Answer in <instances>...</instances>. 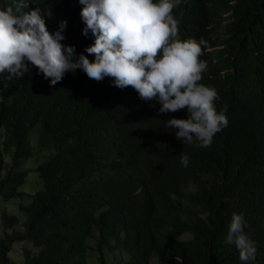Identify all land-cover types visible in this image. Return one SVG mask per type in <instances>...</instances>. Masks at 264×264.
<instances>
[{"label": "trees", "instance_id": "obj_1", "mask_svg": "<svg viewBox=\"0 0 264 264\" xmlns=\"http://www.w3.org/2000/svg\"><path fill=\"white\" fill-rule=\"evenodd\" d=\"M32 3L73 59L94 60L79 0ZM172 15L181 39L205 41L199 83L217 91L218 112L228 106V126L196 147L166 127L187 109L160 113L159 100L112 78L77 69L50 86L30 63L20 79L0 76V201L17 199L22 213L0 209V264H264V0H180ZM36 153L42 161L27 167ZM31 170L34 193L20 189ZM233 213L256 249L248 262L225 242ZM16 243L27 245L20 262Z\"/></svg>", "mask_w": 264, "mask_h": 264}, {"label": "clouds", "instance_id": "obj_2", "mask_svg": "<svg viewBox=\"0 0 264 264\" xmlns=\"http://www.w3.org/2000/svg\"><path fill=\"white\" fill-rule=\"evenodd\" d=\"M179 2L79 0L83 34L87 36L90 31L94 37L84 50L94 56L89 61L84 54L73 59L74 46L61 43V31H48L45 17L50 12L32 7V0H10L0 8V76L9 82L20 79L29 72L30 63L49 79L50 86L77 69L97 82L112 78L115 87L131 86L144 101L159 100L160 113L174 115L187 109L186 119L170 118L166 127L175 129V138L184 144L210 147L215 134L228 126V106L218 112L217 91L199 83L208 67L200 59L206 45L203 39H181L179 22L172 15ZM3 99L0 88V103ZM147 118L145 115L140 121ZM159 120L163 125L161 117ZM188 162L189 157L181 155L180 163L186 167ZM96 182L94 176L86 181L89 185ZM244 223L242 214L233 213L225 242L235 246L241 262H248L254 259L256 249L243 232Z\"/></svg>", "mask_w": 264, "mask_h": 264}, {"label": "rangeland", "instance_id": "obj_3", "mask_svg": "<svg viewBox=\"0 0 264 264\" xmlns=\"http://www.w3.org/2000/svg\"><path fill=\"white\" fill-rule=\"evenodd\" d=\"M50 32V31H49ZM200 40H197V42H199ZM62 44H64V42H61ZM65 45V44H64ZM37 155L32 156L29 160H27L25 162V165L27 167H36L42 160L40 158V153H36ZM42 183L41 180L39 179L37 172L35 170H31L28 171V175L26 178L25 183L20 187L21 190L25 191L30 190L32 191V193L36 192L39 188H41ZM17 200V199H14ZM11 200L10 202L7 203H2L0 201V209L3 210L5 209L8 213L10 214H20L22 215V213L19 212L18 210V204L14 205L13 201ZM27 248V245L24 243H16L12 246L11 249V253H10V257L12 258V260L16 261V262H20V260L23 258V250ZM35 252V250L33 251ZM108 256V253H107ZM116 264V263H115Z\"/></svg>", "mask_w": 264, "mask_h": 264}]
</instances>
